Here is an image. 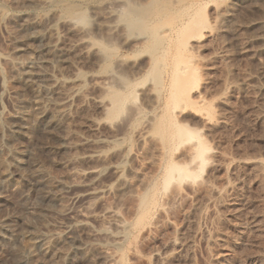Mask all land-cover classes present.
<instances>
[{"label":"rangeland","instance_id":"374dc122","mask_svg":"<svg viewBox=\"0 0 264 264\" xmlns=\"http://www.w3.org/2000/svg\"><path fill=\"white\" fill-rule=\"evenodd\" d=\"M104 11L112 13L114 31L96 30L95 15ZM55 19L89 32L109 54L100 62L70 57L81 94L93 96L95 85L106 83L122 100L118 111L106 115L93 104L75 110V99L64 124L52 115L56 95L42 78L32 76L23 89L26 77L12 64L15 42L26 45L21 62L28 65L41 47L28 37V26L41 33ZM259 21L264 0H0V264H102L74 224L84 207L92 243L119 264H264V120L258 117L264 98L254 90L264 85V55L251 41L264 32ZM62 25L57 32L68 42L74 37ZM140 63L143 71L132 74ZM64 67L48 72L74 79L72 67ZM181 67L192 73L193 85L178 83ZM142 83L154 98L140 110ZM178 91L184 95L177 103ZM89 119L100 127L90 131ZM66 130L86 136L104 155L116 154L94 179L70 189L67 176L81 167L67 165ZM147 134L164 146L160 166L133 157ZM193 146L199 161L189 166L183 152ZM119 178L131 187L118 196L103 192ZM112 212L124 231L113 227ZM52 232L64 236L52 259L40 248L27 252L26 239ZM113 238L119 245L110 243ZM153 250L165 258L159 261Z\"/></svg>","mask_w":264,"mask_h":264},{"label":"bare ground","instance_id":"6f19581e","mask_svg":"<svg viewBox=\"0 0 264 264\" xmlns=\"http://www.w3.org/2000/svg\"><path fill=\"white\" fill-rule=\"evenodd\" d=\"M222 15H223V13H222ZM111 17H112V13H110L109 11H107V12L104 11L103 13H97L95 15V18H94L95 21L92 20L95 23L94 26H95L96 30L98 31L101 29L102 30L103 29H106V30L107 29L108 30L115 29L117 27V25L115 23L116 21L112 22L110 20ZM226 18L227 17L225 15L222 18L220 17V19L223 21H225ZM55 20H56L55 23H54V21H52V23H54L53 25H51V26L48 25V27L46 26V28H44V30L41 33L37 32L36 28L33 25L30 24L28 26L29 27L28 37L33 39V40H38L41 43V47L39 48V50L34 52L36 55V59L29 61V59L26 58L28 61V65L24 66L23 65L24 63L21 62L22 61L21 58L22 57L25 58V55H27V53H28V49H27L26 45L24 44L23 40L19 39V38L15 42V45H14L13 50H12V53H13L12 64L14 67L21 68V70H22L21 74L26 77L25 81H23V85H24L23 89L24 88L27 89L31 86L30 78L32 76L42 78L46 83L48 92L51 95H56V100L52 104L53 105V109H52L53 114L52 115L55 119L60 120L64 124H68V122L72 118V114H74L71 108L73 107L72 106L73 102L76 101L75 99H78L77 104L76 103H74L75 105L73 104L75 106L74 107L75 110H77V109L81 110L83 108L85 109V107H87L89 104H93L101 113H105L106 115H111L115 111H118L120 106H121L122 100L120 99L117 92H116V94L114 92H111L109 86L106 83H97L95 85L94 88L97 90V92L99 94L96 93L93 96H87V95L81 94L80 88L78 86L79 83L77 84L76 80H75V78L77 79V75H78L77 72L74 70L76 68L73 67V66H75V64H74L75 62H73L71 57H70V56L74 55V56H77V58L79 57V59H81V57L83 59L86 56L87 57L93 56V57H95V59H97V61L100 62V60L101 59L104 60L106 56H107L106 58H109V54L108 55H105L106 53L104 54L105 50L102 49L103 46L101 45L102 46L101 47L99 43L95 44V42L92 39V35H90L89 32H84L81 29V27L78 28L76 24H73L69 21L65 22V20H63L64 22H62V21L60 22V20H57V19H55ZM119 22H121V21H119ZM58 23H60V24L63 23L62 26H65V29L67 27L66 34L72 33L73 36L72 35L71 36L74 37L72 40L69 39L70 41L66 42L64 39H62L64 37H62V38L60 37V35L58 34L57 29H56V26ZM255 24L263 26V28H264V23L262 21L255 22ZM58 26H60V25H58ZM150 27H152V26H150ZM249 27H250V25H249ZM252 27H254V26H252ZM84 30H86V29H84ZM74 34H75V36H74ZM251 41H255L256 43L259 44L257 53H259V55H261V53H263V55H264V32H259L258 34L256 33V35L254 37H252ZM249 44H250V42H249ZM75 59H73V60H75ZM77 60H75V61L77 62ZM142 63H140L139 67H136L134 69L132 68V70L134 71L132 74H134V73L138 74L141 71H143L142 68H144L145 66L141 67ZM119 64L121 65V63H119ZM64 66L69 67L68 69H70L72 67L70 71L71 72H73V70L75 71V72H73L74 79H69V78L66 79L63 77H58L57 75H53V74H50L48 72L49 68H50V70H52L50 72L54 73V70H57L60 68L62 70L63 69L62 67H64ZM137 66H138V64H137ZM62 71L59 70L58 72L61 73ZM64 71H65V69H64ZM58 72H56V73H58ZM181 72H182L181 75H179L180 78H178V83H180L181 85H187V84L193 85V82L191 81L192 80L191 79L192 73L189 70H187V68H185V67H181ZM58 75H60V74H58ZM112 75H114L116 77L117 73H112ZM118 75L119 76H117V77L122 76L120 74H118ZM259 77L264 79V69L259 74ZM117 79H119V78H117ZM119 80H120V82H119ZM119 80L117 82L121 83V84H119L120 86L126 85V83H125L126 80L123 79V77L120 78ZM138 88H139L138 91L140 92L141 97H142V102H141V105L139 106V109L142 110L143 108H150L151 103H153L152 99L154 98L153 97V94H154L153 88L151 86L147 85V83H142L140 86H138ZM254 90L258 94V96H260L261 98H264V85H258L256 88H254ZM102 95H108V96L105 98V97H102ZM183 95L184 94L181 93L180 91H178L176 93V99L177 100L176 99L175 100L177 101V103L181 102L180 100L183 98L182 97ZM187 96H188V94H187ZM50 100H53V99H50ZM50 100H48V101H50ZM220 102L221 103L225 102V99L222 98V100H220ZM20 104L22 106L26 105L23 102V100L20 102ZM176 107H177V105H176ZM137 109H138V107H137ZM260 109L261 110L259 111L260 113H259L258 117H259V119L264 120V104L261 106ZM182 111H183V109H179V112H180L179 115L182 113ZM31 116L29 114H23L22 115V117H27V118H29ZM31 119H32V117H31ZM89 123H90L89 124V130L90 131H95L96 129H98L100 127V124H101V122L97 119H89ZM213 124H217V122H214ZM65 127H68V126H65ZM68 128H65V129L68 130ZM67 130H66V135H64L65 137L63 136L64 137L63 142H64V146H65L66 150L68 152L70 151V153L72 154L67 165L68 166L78 165L81 167L80 171L77 172V171L73 170L68 174V176H67L68 182H67L66 188L70 189L71 187L77 185L78 181L80 182L82 180L94 179L95 176H97V174L100 170V167L105 166V165H110L111 164L110 159L113 156L115 157L116 154L114 153L110 156L104 155L102 152L94 149V147H93L94 142L91 141L90 139H88L86 136H84V135L78 136V134L73 130L68 131V133H67ZM177 130L181 133V135L186 134L185 131L182 129V127H178ZM139 140H140L139 141L140 142V144H139L140 148H138V150L133 154L134 159H136L140 162H144V164H148L150 166L162 165L161 163L164 162V158L166 155L164 146L159 145L157 143V141L153 138V136L150 134L145 135L144 137L140 138ZM183 154H184L186 162L189 166L196 165V162L199 161V148L197 146H193V147L185 150L183 152ZM1 165H3V162L1 163ZM173 166H174L173 163H171V164L169 163L168 168H167V169H169L168 172H170V170L173 169ZM177 171L180 174H183L186 172V169L183 167H178ZM130 173L135 174V171L131 170ZM4 176H5L4 171L0 170V179L3 178ZM169 176H170V174H169ZM130 187H131V183L128 182L127 179L119 178L117 184L114 185V187H112V188L106 187V188H104L103 192L112 194L114 196H118V195H121L122 193H124ZM209 189L214 194H216L217 193L216 191H218V189H215L211 185L209 186ZM111 215L114 218L112 220L113 227L115 229L123 230L125 226L120 223V221L117 219L115 213L112 212ZM89 216H90V212L86 207L82 208L81 210H78L76 212L74 224L79 231H84L83 235H85V238H86V235L89 238L88 242L90 244L88 246H91V250H94L96 252V255H97L96 260H98V263L102 262V264H119L118 260L113 255L104 253L102 251V249L98 245H96L97 243L96 244L92 243V241H94V239H93L94 235L88 234L87 225H86V219ZM262 230H264V229L262 228ZM85 232H86V234H85ZM59 233L52 232L46 236L42 235V236H37L35 238H31L28 240L26 239L27 242L25 245V249L31 255L34 253V251L37 248H40L43 251L44 255H46L48 258H51V256H52L51 250L52 249L54 250V248L61 246L62 245L61 243L63 242V239H64V236L60 235ZM91 239H93V240L91 241ZM110 243L112 245H115V246L119 245V241H117L115 238L111 239ZM169 244H170V247L173 246V248L176 246V242L173 240ZM168 247H169V245H168ZM163 249H165V248H163ZM95 252H94V254H95ZM153 252H155L153 255H155L159 261L165 258L163 256L165 253L163 254L161 251H158V250H153ZM89 256H90V254H89Z\"/></svg>","mask_w":264,"mask_h":264}]
</instances>
